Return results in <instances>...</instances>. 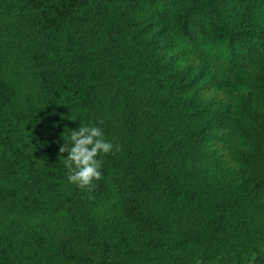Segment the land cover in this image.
<instances>
[{
	"label": "trees",
	"instance_id": "1",
	"mask_svg": "<svg viewBox=\"0 0 264 264\" xmlns=\"http://www.w3.org/2000/svg\"><path fill=\"white\" fill-rule=\"evenodd\" d=\"M80 125L119 148L97 157L91 193L59 153ZM253 252L259 264L264 0H0V264Z\"/></svg>",
	"mask_w": 264,
	"mask_h": 264
},
{
	"label": "clouds",
	"instance_id": "2",
	"mask_svg": "<svg viewBox=\"0 0 264 264\" xmlns=\"http://www.w3.org/2000/svg\"><path fill=\"white\" fill-rule=\"evenodd\" d=\"M114 148L119 151L118 147L106 140L100 127L80 125L72 130L70 137L59 148V153H67L63 163L68 170V182L81 190L93 192L96 188L94 181L103 178L100 170L102 163L97 157L112 152ZM255 261L256 253L253 252L248 264H255Z\"/></svg>",
	"mask_w": 264,
	"mask_h": 264
},
{
	"label": "rangeland",
	"instance_id": "3",
	"mask_svg": "<svg viewBox=\"0 0 264 264\" xmlns=\"http://www.w3.org/2000/svg\"><path fill=\"white\" fill-rule=\"evenodd\" d=\"M259 264H264V257L263 256H261V257H259Z\"/></svg>",
	"mask_w": 264,
	"mask_h": 264
}]
</instances>
